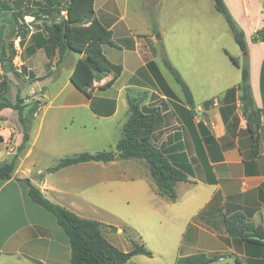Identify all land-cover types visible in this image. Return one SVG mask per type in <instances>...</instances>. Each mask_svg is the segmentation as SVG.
<instances>
[{
    "label": "crops",
    "instance_id": "obj_1",
    "mask_svg": "<svg viewBox=\"0 0 264 264\" xmlns=\"http://www.w3.org/2000/svg\"><path fill=\"white\" fill-rule=\"evenodd\" d=\"M13 1L7 3V9L11 14L15 12ZM149 1L160 6L163 0ZM223 2L236 27L243 31L247 46L251 94L254 105L262 109L259 155L254 159L248 158L250 142L239 100L240 91H236L234 107L230 110L227 108L229 103L221 101L226 90L236 87L241 80L240 67L231 60V57L241 62L243 54L236 43L234 46L229 39L226 42V38H229L226 35H232L229 26L223 35L217 32L216 35L219 34L215 35L217 41L214 40L215 36L210 35L212 39L210 43L216 48L212 56L197 61L187 54L184 67L187 70L193 68L194 84H190L187 76L170 62L179 73L181 72V76L191 90L196 109H200L203 113L201 121L212 137L208 142H204L197 128V122L189 124L177 119L172 102L180 97L167 83L174 97L161 89L152 66L148 64L152 62L161 74L154 60L159 56L158 41L160 43L162 40L161 34L157 38L150 23L144 26L137 23L138 17H146L148 21L150 20L148 8L144 7V0H93L94 16L111 31V39L115 44L103 45V53L110 62L121 64V73L106 88H101V85L110 79L111 74L94 81L90 88V97L81 92L78 102L60 103L54 107L57 110L69 111L67 120H70L71 124L79 118L90 119L98 124L115 120L117 128L121 131L129 113L127 94L137 98L141 107L160 115L152 140L159 147H173L170 154L176 157L178 165L183 163L186 166L187 180L175 183V198L170 199L158 192L157 185L143 159L83 161L53 171L51 174L60 175L55 179L49 178L45 173L43 175L40 168L37 169L36 175H33L30 164H25L26 158L32 152L29 136L25 148L16 158L12 177L6 180L0 179V264H70L68 236L57 223L54 214L28 196V187L19 178H29L31 184L38 187L50 201L85 217V208L95 206L99 202H113L118 198V195L115 196L118 193L107 185L113 167L117 168L120 177L130 182L126 184L125 189H122L126 198L136 197L135 204L139 206V210H136L134 204L131 209L128 210L126 207L125 210L127 213L132 211L135 217L128 230L139 240L135 242L142 244L145 249L147 248L140 240L144 234L148 235L147 233L155 238L159 236L160 230L156 224H159L162 215L165 214V222L171 224L169 229L175 230V240L180 247H185V252L179 256L202 251L208 256L222 255L213 264H264V245L230 237L223 222L225 216L240 211L245 215L247 231L257 225L264 227V70H262L264 40L255 39L257 31L264 33V0H223ZM25 3L26 0H22V4L18 3V6L23 8L26 6ZM32 9L35 10V7ZM29 13L23 11L24 16H31ZM25 23L29 25L27 21ZM203 29L201 40L205 39L208 27L205 26ZM173 32L169 37L170 41L175 38ZM46 37V30L42 31L41 28L33 27L25 33L23 45L30 51L33 50V53L26 56L25 65L28 73L34 75L37 86L45 87L42 82L46 80L55 82L64 67L67 69L68 82H70L72 68L83 54L71 51L77 56L71 55L68 58V54L71 53L66 52L58 61V50L52 44L44 42ZM162 44L163 48H166V43ZM183 45L187 47L189 42H184ZM105 46H109L110 49L118 48L121 54L120 60L107 56ZM215 53L217 54L214 55ZM36 58L40 61L47 60V63L50 61L49 58H52L49 68L43 69L38 66L39 60L34 61ZM58 62L60 63L57 66ZM122 76L127 77L116 89V94H108ZM145 77L155 80L158 90L154 93L162 101L161 106L153 103L152 93L147 94L145 98L133 94L135 90L137 92L139 88H143L139 81ZM45 92L46 90L42 94L45 102L38 106L33 115L35 117L42 111L39 128L46 116V109L52 107L46 103ZM120 98L124 102L122 112L118 108ZM207 101L209 104L205 106L204 102ZM89 138L93 144L97 142L95 133ZM74 140L71 138L72 142ZM115 143L109 144L108 149L113 148ZM5 146L4 140L2 144L0 143V162L11 158L12 147L6 149ZM85 150L93 153L98 149L92 151L85 148ZM121 160L127 165H120ZM85 177L88 178L85 180ZM93 188L98 189V196L93 194ZM156 219L158 222L155 223ZM107 227L104 226L102 230ZM106 239L108 240L107 237ZM109 242L116 246L112 240ZM131 248L132 244L128 248L121 249L128 251Z\"/></svg>",
    "mask_w": 264,
    "mask_h": 264
},
{
    "label": "rangeland",
    "instance_id": "obj_2",
    "mask_svg": "<svg viewBox=\"0 0 264 264\" xmlns=\"http://www.w3.org/2000/svg\"><path fill=\"white\" fill-rule=\"evenodd\" d=\"M15 1V0H14ZM15 12L11 14L7 9L10 0H0V80L5 78L9 82L8 97L11 102L14 103L17 98L21 99L23 110L26 112L28 107L33 102H38V106L42 105L45 101L43 99V92L46 90V103L51 108L46 109V116L41 121L42 124L39 128L41 120L40 111L37 116L32 118L29 128L30 144L32 147L31 155L26 158L25 164H30L33 175H36L37 169L40 168L41 172L49 176V178L55 179L60 177L59 174H51L53 171H47L48 168L54 166L58 160L65 156L88 151L89 150H107L109 144H114L120 137V128H117L115 120L106 123H93L90 119H75L73 124L68 121V115L70 112L67 110H57L54 106L60 103H76L79 100L81 91L74 88L73 85L68 82L67 69L63 67L60 71V75L55 82L46 80L42 82L45 87L37 86L34 75L29 74L25 65L26 56L33 53L29 48H25L23 45V37L28 30L35 28H41L45 31L50 24V19L43 12L38 11L36 7L39 5L43 8L44 0H26L25 7H19L18 3L22 4V0H16ZM67 1V0H66ZM4 5V6H3ZM35 7V10L32 9ZM145 9L148 8V12L153 13V21L149 15V21L146 17H138L139 25H151V29L155 30L157 38L161 34L162 40L159 45V56L155 57V63L159 67V70L164 77L166 83L180 97L172 102V107L178 120H182L186 123H196L202 120V112L196 107L191 108L186 104L183 93L179 84L175 81L171 73L167 70L162 62V52L160 46L166 43L164 48L165 56L170 62L183 72L184 76H187V80L190 84L195 83L194 70L190 68L187 70L185 66V59L187 54L192 58L199 59L210 57L213 52L216 51L215 47L210 43V35L215 36L217 32L224 34L228 29V25L225 22L223 16L217 12L214 8L213 0H163L160 6L150 3L149 0H144ZM24 13H29L31 16H24ZM35 11V12H33ZM29 25H27L25 23ZM154 23V27L152 24ZM30 26V27H28ZM207 26V32L205 39H200V35L203 33V28ZM150 27V26H149ZM202 27V28H200ZM214 27V28H213ZM163 31V37H162ZM175 36L173 41H170V35ZM218 34V35H219ZM216 35V36H218ZM226 35V34H225ZM216 36L214 37L217 41ZM226 42L229 39L235 46L232 35H226ZM19 37V38H18ZM18 39L17 44L15 43ZM165 41V42H164ZM169 42V44H167ZM173 42V43H172ZM184 42H189V46L184 47ZM172 43V44H171ZM14 47L15 56L9 58L10 45ZM105 46L107 56L120 60V50L118 48H108ZM71 53V51H68ZM221 53V52H220ZM215 53L214 55H216ZM77 56L76 53L68 54L70 56ZM47 60L34 59L38 66L43 69H48L52 58ZM5 61L4 66L1 64ZM60 62L57 63V66ZM40 68V67H39ZM180 72V74H181ZM144 76L148 74H143ZM51 77V76H50ZM127 76L122 78L115 84L113 88L108 91V94H116V89L124 82ZM198 81V80H197ZM143 88H139L133 94H138L139 97H144L149 93H152L154 104L161 106L163 103L160 98L154 93L158 90L155 80L152 78H144L139 81ZM46 88V89H45ZM199 98V97H198ZM1 100V99H0ZM45 103V104H46ZM123 100L120 98L118 101V108L123 111ZM167 106V105H166ZM157 107V106H156ZM155 109V108H154ZM95 133L97 136V142L92 143L89 138ZM22 126L18 119L17 110L11 107H6L0 111V143L5 140L6 149L12 147V154L16 151V146L21 140ZM74 138V142L71 141ZM70 140V142H67ZM89 152V151H88ZM96 152V151H94ZM4 150L2 149V155ZM120 165H127L124 160L119 161ZM139 171V169H138ZM112 176L108 180L107 185H110L113 191L118 195L113 202H99L95 206L85 208L84 215L87 218H96L97 220L106 223L107 225H113L116 227L115 232L107 227L102 230L104 236L108 240H112L118 248H128L131 246L132 241H139L133 233L128 230L131 222H134L135 217L132 211L127 213L126 207L131 209L133 204L136 210H139V206L135 204L136 197L128 199L125 196V192L122 189L127 187L126 184L130 182L118 175L117 168H112ZM88 177H85V180ZM100 186V185H96ZM95 186V187H96ZM93 194L98 196L97 188H93ZM128 202V203H126ZM159 224H156L160 230L159 236L152 237L150 233L144 234L141 243L151 251V255L135 254L125 264H174L177 256L185 252V247H180V244L175 240V230L169 229L171 224L165 222L164 217ZM158 220H155V223ZM175 226L177 224H174ZM145 226V224L143 225ZM110 229V230H108ZM131 229V228H130ZM144 229V227H143ZM129 231V232H128ZM105 237V238H106ZM132 240V241H131ZM121 249V250H122ZM220 264V263H216Z\"/></svg>",
    "mask_w": 264,
    "mask_h": 264
},
{
    "label": "trees",
    "instance_id": "obj_3",
    "mask_svg": "<svg viewBox=\"0 0 264 264\" xmlns=\"http://www.w3.org/2000/svg\"><path fill=\"white\" fill-rule=\"evenodd\" d=\"M215 9L220 12L226 20L235 43L242 52V60L236 58L231 60L240 67L241 80L236 87L226 90L221 101L229 103V110L234 107L235 93L240 91L239 100L241 109L246 121V130L249 135V159H254L260 152L259 128L261 123L262 109L256 107L253 102L250 84L249 69L247 59V46L243 31L236 27L223 0H213ZM45 7L37 6V10L43 12L50 19V24L46 29L47 37L44 42L52 44L58 50V61L68 51L82 53L72 68L69 80L71 84L85 94L91 96L90 88L94 81H99L111 74L110 79L101 85V88L109 87L120 75L122 66L110 62L103 53V45H112L111 31L108 30L94 16L93 0H44ZM4 6V5H3ZM35 12V11H34ZM149 15L153 21V13ZM154 27V23L152 24ZM155 32V30H153ZM255 39L264 40V33L257 31ZM162 62L171 73L175 81L179 84L185 102L194 108L192 93L177 69L165 56L163 46ZM15 56L12 44L9 48V58ZM1 64L4 66L5 61ZM153 68V73L159 86L167 94L174 97V93L166 84L164 78L156 70L152 62L148 63ZM264 70V62L262 64ZM9 82L3 78L0 80V111L6 107L17 110L18 119L22 126L21 140L16 146V151L10 160L0 162V179L6 180L12 177L15 161L18 154L25 148L29 139V128L34 113L38 108V102H33L26 112L23 110L22 100L17 98L14 103L8 97ZM264 95V93H263ZM128 117L122 125L121 134L113 148L96 152L81 151L70 156L62 157L58 162L47 169L55 171L59 168L76 164L83 161L108 162L115 159H143L148 166L159 193L175 198L174 185L177 181L187 180V168L183 163L176 162V157L171 155L173 147H159L152 140L153 131L157 125L160 115L153 111L141 107L140 101L127 94ZM209 101L204 102L208 105ZM197 128L202 134V140L208 142L211 135L207 131L201 120L197 121ZM1 140V139H0ZM28 187V196L45 209L52 212L57 223L62 227L69 239L70 244V264H125L134 254L151 255V252L132 241V248L122 251L110 243L102 233V228L106 226L102 222L79 216L75 212L50 201L44 196L42 191L31 184L29 178H19ZM224 227L227 234L237 240L251 242L257 245H264V227L257 225L251 230H246L245 215L240 211H235L224 217ZM115 231L116 227L107 225ZM221 254L208 256L204 252H196L186 256H178L175 264H213L221 257Z\"/></svg>",
    "mask_w": 264,
    "mask_h": 264
},
{
    "label": "built area",
    "instance_id": "obj_4",
    "mask_svg": "<svg viewBox=\"0 0 264 264\" xmlns=\"http://www.w3.org/2000/svg\"><path fill=\"white\" fill-rule=\"evenodd\" d=\"M16 44H17V42H16ZM200 110V109H199Z\"/></svg>",
    "mask_w": 264,
    "mask_h": 264
}]
</instances>
